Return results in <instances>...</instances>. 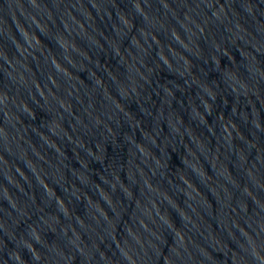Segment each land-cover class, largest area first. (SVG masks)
Wrapping results in <instances>:
<instances>
[{
	"label": "water",
	"instance_id": "95a60500",
	"mask_svg": "<svg viewBox=\"0 0 264 264\" xmlns=\"http://www.w3.org/2000/svg\"><path fill=\"white\" fill-rule=\"evenodd\" d=\"M0 264H264V0H0Z\"/></svg>",
	"mask_w": 264,
	"mask_h": 264
}]
</instances>
